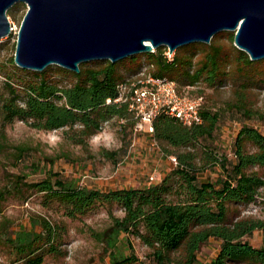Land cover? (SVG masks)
<instances>
[{
    "label": "trees",
    "instance_id": "obj_1",
    "mask_svg": "<svg viewBox=\"0 0 264 264\" xmlns=\"http://www.w3.org/2000/svg\"><path fill=\"white\" fill-rule=\"evenodd\" d=\"M8 14L14 15V11L9 8ZM234 35L233 30H222L211 42L181 45L172 59L165 52L167 46L160 45L117 61H83L80 71L59 64H49L43 70L24 68L16 63L14 55L0 56L2 121L20 118L44 129L74 128L78 124L77 142L97 133L112 117L126 118L122 125L135 123L126 104L107 99L114 98L118 84L146 63L154 65L155 74L175 79L182 92L183 86L198 82L215 87L231 80L237 88L236 100L230 104L249 116L262 114L251 106L249 89L264 80V57L252 59L234 43ZM223 36L229 41L221 40ZM201 114L203 121L192 125L165 113L154 119V139L173 147L177 163L160 181L148 186L102 190L76 184L58 172L33 181L16 175L13 184L0 187V245L11 252L13 262L22 260L25 264H41L46 255L62 251L59 224L44 216H32L30 229L11 228L10 219L3 213L4 203L26 185L41 192L45 203H57L70 217L84 215L99 203L120 204L124 215H113L109 232L103 234L109 242L113 233L137 234L153 249L157 264H193L199 248L211 236L220 238L221 246L207 264H264V219L240 216L239 208L258 195L264 197V132L243 124L235 138L236 159L220 157L201 142L213 136L220 114L205 102ZM198 145L203 146V156L225 167V175L198 181ZM16 149L21 156L27 147L19 144ZM256 228L263 231L260 246L244 239ZM137 259L133 253H112L110 264H135Z\"/></svg>",
    "mask_w": 264,
    "mask_h": 264
},
{
    "label": "rangeland",
    "instance_id": "obj_2",
    "mask_svg": "<svg viewBox=\"0 0 264 264\" xmlns=\"http://www.w3.org/2000/svg\"><path fill=\"white\" fill-rule=\"evenodd\" d=\"M9 14L15 28L0 38V56L7 58L15 55L18 31L28 9L26 2L18 1L10 7ZM221 40L229 41L227 36ZM0 81V90H1ZM185 92L204 95L205 105L220 114L212 137L201 142L212 147L220 157L235 160V138L240 127L247 123L264 132V113L249 116L246 111L230 102L236 100L237 85L231 80L211 87L204 82L183 86ZM251 106L264 112V80L259 86L249 89ZM74 128L62 126L44 129L32 125L29 121L16 118L3 122L0 115V187L14 183L16 175L25 180L41 179L52 172L79 185L110 190L120 187L148 186L158 182L175 166L170 155H177L173 147L156 141L146 130H135V123L123 124L117 117L103 122L100 130L89 138L77 142ZM108 134L109 142L103 139L92 143V137ZM51 138V139H50ZM55 142H52V141ZM27 147L19 156L16 145ZM172 150V152H169ZM203 146H197L196 162L198 181L216 180L226 174L220 162L203 156ZM155 176V179L151 178ZM3 213L10 219L13 231L32 227V216H44L60 226L62 239L59 255H46L41 264H110L112 253L135 254V264H157L153 249L133 232L113 233L110 242L106 234L113 224V215H124L123 207L118 203H99L88 213L70 217L57 204L45 203L41 192L24 186L23 191L15 192L5 201ZM240 216L264 219V197L239 205ZM112 211V212H111ZM2 219L0 215V220ZM41 229L40 225H37ZM105 232V233H106ZM109 237V236H108ZM253 245L263 243V231L256 228L244 236ZM221 239L211 236L198 250L197 260L193 264H207L218 253ZM14 257L0 245V264H25L22 260L13 262Z\"/></svg>",
    "mask_w": 264,
    "mask_h": 264
},
{
    "label": "water",
    "instance_id": "obj_3",
    "mask_svg": "<svg viewBox=\"0 0 264 264\" xmlns=\"http://www.w3.org/2000/svg\"><path fill=\"white\" fill-rule=\"evenodd\" d=\"M18 1L28 5L14 55L24 68L80 71L83 61H117L160 45L175 52L222 30H233L252 59L264 57V0H0V38L13 29L8 10Z\"/></svg>",
    "mask_w": 264,
    "mask_h": 264
},
{
    "label": "built area",
    "instance_id": "obj_4",
    "mask_svg": "<svg viewBox=\"0 0 264 264\" xmlns=\"http://www.w3.org/2000/svg\"><path fill=\"white\" fill-rule=\"evenodd\" d=\"M165 52L170 59L173 58L174 52L168 46ZM153 68V64L146 63L137 72L128 75L118 84V94L114 98H108L107 102L126 104L135 120V130L144 129L152 135L154 119L161 113L176 117L186 125L201 123L204 95H190L180 91L175 79L157 75ZM120 121L125 122L126 118H121ZM170 156L176 164L177 157ZM151 178L155 179V176L151 175Z\"/></svg>",
    "mask_w": 264,
    "mask_h": 264
},
{
    "label": "clouds",
    "instance_id": "obj_5",
    "mask_svg": "<svg viewBox=\"0 0 264 264\" xmlns=\"http://www.w3.org/2000/svg\"><path fill=\"white\" fill-rule=\"evenodd\" d=\"M101 139H103L105 142H109L112 139V137L108 134H101L100 136H94L92 137V143H99ZM52 142L55 141L53 140Z\"/></svg>",
    "mask_w": 264,
    "mask_h": 264
},
{
    "label": "bare ground",
    "instance_id": "obj_6",
    "mask_svg": "<svg viewBox=\"0 0 264 264\" xmlns=\"http://www.w3.org/2000/svg\"><path fill=\"white\" fill-rule=\"evenodd\" d=\"M13 28H15V27L13 26Z\"/></svg>",
    "mask_w": 264,
    "mask_h": 264
}]
</instances>
